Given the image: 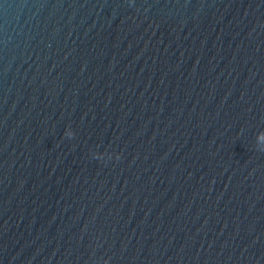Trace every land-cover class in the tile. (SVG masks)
Instances as JSON below:
<instances>
[{"label": "water", "instance_id": "obj_1", "mask_svg": "<svg viewBox=\"0 0 264 264\" xmlns=\"http://www.w3.org/2000/svg\"><path fill=\"white\" fill-rule=\"evenodd\" d=\"M0 264H264V0H0Z\"/></svg>", "mask_w": 264, "mask_h": 264}]
</instances>
